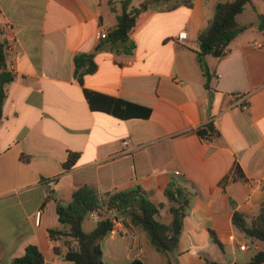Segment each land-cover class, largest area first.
Returning <instances> with one entry per match:
<instances>
[{
    "label": "crops",
    "instance_id": "obj_1",
    "mask_svg": "<svg viewBox=\"0 0 264 264\" xmlns=\"http://www.w3.org/2000/svg\"><path fill=\"white\" fill-rule=\"evenodd\" d=\"M223 1L232 0L154 4L127 53L123 45L103 48L97 38L100 29L115 28L122 0H0V41L8 45L0 73L11 75L0 103V264L29 245L45 264H73L63 255L76 242L52 240L48 231H67L57 203L67 205L83 186L99 194L139 186L165 225L173 206L165 188L175 182L189 189L172 264H246L263 250L238 232L232 214L249 221L264 204V0H251L249 20L236 16L251 26L224 57H205L206 86L197 35ZM79 54L96 65L80 78ZM86 91L94 94L91 105ZM209 123L218 136L204 139L196 131ZM70 152L78 157L66 172ZM86 220L88 231L82 229L90 232L96 222ZM100 250L104 264L166 261L127 219Z\"/></svg>",
    "mask_w": 264,
    "mask_h": 264
},
{
    "label": "trees",
    "instance_id": "obj_2",
    "mask_svg": "<svg viewBox=\"0 0 264 264\" xmlns=\"http://www.w3.org/2000/svg\"><path fill=\"white\" fill-rule=\"evenodd\" d=\"M162 1L177 0H143L137 5L132 0H122L121 10L117 16L116 26L107 37L101 40L103 48H111L123 45L124 51L129 53L133 49L132 37L134 33L148 19L149 9ZM190 5L192 0H182ZM251 0H232L218 2L214 6L212 17L207 19L205 26L197 35L198 48L197 61L206 78V86L210 75L204 62L206 56L222 58L226 55L229 45L243 31L251 25H240L236 16L243 12ZM258 30L264 32V15H258ZM5 43L0 41V69L5 67L6 52ZM74 73L80 78L83 74L95 71L96 65L89 54H79L74 57ZM11 80L10 73H0V103L4 94V86ZM89 104H92L94 94L85 92ZM196 133L204 139H212L218 136V132L209 123L197 129ZM78 155L68 153L66 161L62 164L64 171H69L77 161ZM164 195L173 203L169 211L172 215L170 224L165 225L156 220L159 214V206L152 203L148 193L139 186L99 194L95 189L83 186L73 191L71 200L67 205L57 203V215L60 225L67 227V231L49 230L50 239L58 236H67L76 242V248H68L63 259L73 264H104L100 250V241L111 231V223L108 219H101L90 232L82 229V223L88 214L96 209H114L119 215L127 219L134 227L146 234L150 245L165 258L164 264H172L171 254L176 250L178 239L182 229V222L190 207L193 193L179 183L169 184ZM232 225L245 237L262 242L264 244V204L259 212L249 221L239 213L232 214ZM212 241L219 247L220 242L211 232ZM57 252V250H55ZM10 264H45L44 258L35 245L25 248L21 257L15 258ZM131 264H142L140 260H133ZM246 264H264V249L255 252Z\"/></svg>",
    "mask_w": 264,
    "mask_h": 264
},
{
    "label": "built area",
    "instance_id": "obj_3",
    "mask_svg": "<svg viewBox=\"0 0 264 264\" xmlns=\"http://www.w3.org/2000/svg\"><path fill=\"white\" fill-rule=\"evenodd\" d=\"M107 35H108V32L106 30L100 29L97 33V38L99 40H104L107 37ZM185 36H186L185 32L178 33V36H177L178 42H182ZM4 43H5L4 49L6 52L8 50V45L6 42ZM123 146H124V149H127L129 146V141H124ZM39 217H40V212L37 211L36 218L39 220ZM87 218L96 223L101 219H108L112 225L110 232L114 231L118 227H121L126 222V219L122 217L121 215H119L116 210L105 209V208H99V209L91 211L88 214ZM239 249L244 251V250H247V247L244 245H240Z\"/></svg>",
    "mask_w": 264,
    "mask_h": 264
},
{
    "label": "rangeland",
    "instance_id": "obj_4",
    "mask_svg": "<svg viewBox=\"0 0 264 264\" xmlns=\"http://www.w3.org/2000/svg\"><path fill=\"white\" fill-rule=\"evenodd\" d=\"M141 1H143V0H132V4H137V3L141 2ZM258 4H259V7H260V10L262 12H264V3H258ZM251 10H252L251 6L250 5H246L245 8H244L243 14L241 16V20H244V21L245 20L246 21L249 20L250 19V15L252 14ZM88 226H89V224H88L87 220L85 219L84 222H83V228H84L85 231H88ZM259 245H260V249H264V244L263 243H260Z\"/></svg>",
    "mask_w": 264,
    "mask_h": 264
}]
</instances>
